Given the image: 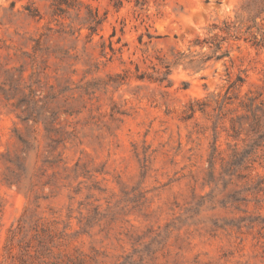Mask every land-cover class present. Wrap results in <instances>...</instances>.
<instances>
[{
	"label": "rangeland",
	"instance_id": "374dc122",
	"mask_svg": "<svg viewBox=\"0 0 264 264\" xmlns=\"http://www.w3.org/2000/svg\"><path fill=\"white\" fill-rule=\"evenodd\" d=\"M53 1L0 0V264H264L244 0H84L94 35Z\"/></svg>",
	"mask_w": 264,
	"mask_h": 264
},
{
	"label": "trees",
	"instance_id": "16d2710c",
	"mask_svg": "<svg viewBox=\"0 0 264 264\" xmlns=\"http://www.w3.org/2000/svg\"><path fill=\"white\" fill-rule=\"evenodd\" d=\"M137 3H139V0H136ZM122 0H118L116 2V7L119 8L122 5ZM53 6V14L58 15L61 17L68 16L69 18H73V20H80L81 19V13L82 10H86L85 16L82 18L83 24L87 26V28L90 31V35H94L99 31V28L104 23L106 17L101 16L98 9L92 7L91 4L84 0H54L52 3ZM27 9L30 11V14L32 16H39V12L37 9L31 10L29 7ZM241 13L237 15V19H244L243 13L248 14V21L251 23L250 26L247 27V32L251 31L253 27H256L257 30L255 32V35H252V41L256 45L264 44L263 39H259V35H264V32H262V29L257 27V20L264 14V0H244L242 6H241ZM232 26H229L228 24H225L224 30H226L228 33L232 30ZM233 28V27H232ZM116 35V30L112 34V36ZM233 35V34H232ZM237 38V37H236ZM225 39H222L218 42H210L211 51L210 54L206 55L204 58L199 61V63H206L207 61L211 59L221 60L224 58L229 57L230 53L228 50L223 49V41ZM198 42V41H197ZM112 50L113 47L111 45ZM166 71L163 73V76L158 78L160 81L168 80V82H171L169 79V75L171 74V64L166 63L165 64Z\"/></svg>",
	"mask_w": 264,
	"mask_h": 264
}]
</instances>
